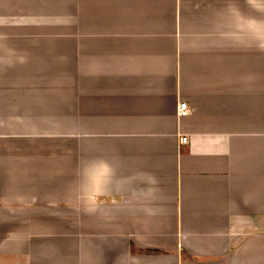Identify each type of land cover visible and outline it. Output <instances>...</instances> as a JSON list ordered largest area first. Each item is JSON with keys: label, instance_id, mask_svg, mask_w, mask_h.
I'll list each match as a JSON object with an SVG mask.
<instances>
[{"label": "crops", "instance_id": "1", "mask_svg": "<svg viewBox=\"0 0 264 264\" xmlns=\"http://www.w3.org/2000/svg\"><path fill=\"white\" fill-rule=\"evenodd\" d=\"M0 264H264V0H0Z\"/></svg>", "mask_w": 264, "mask_h": 264}, {"label": "clouds", "instance_id": "2", "mask_svg": "<svg viewBox=\"0 0 264 264\" xmlns=\"http://www.w3.org/2000/svg\"><path fill=\"white\" fill-rule=\"evenodd\" d=\"M19 62H21V63H23L24 61H25V58L24 57H17L16 58ZM8 63H9V66H11V63H12V61H8ZM91 167V165H84L83 166V172H84V174H86L87 173V171H88V169ZM102 167L103 168H105V169H108L109 171H111V166L110 165H108V164H103L102 165Z\"/></svg>", "mask_w": 264, "mask_h": 264}, {"label": "built area", "instance_id": "3", "mask_svg": "<svg viewBox=\"0 0 264 264\" xmlns=\"http://www.w3.org/2000/svg\"><path fill=\"white\" fill-rule=\"evenodd\" d=\"M178 112H179L180 115H182V114L187 112L186 104L184 102H181L179 104ZM186 141H187V138L185 136H183L181 138V143H186Z\"/></svg>", "mask_w": 264, "mask_h": 264}]
</instances>
